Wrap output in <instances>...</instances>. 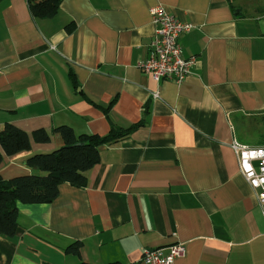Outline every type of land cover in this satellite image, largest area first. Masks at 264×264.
<instances>
[{"label":"crops","instance_id":"1","mask_svg":"<svg viewBox=\"0 0 264 264\" xmlns=\"http://www.w3.org/2000/svg\"><path fill=\"white\" fill-rule=\"evenodd\" d=\"M157 4L192 25L179 43L195 62L180 83L137 67ZM6 123L30 147L3 155V179L62 146L57 126L103 135L139 125L99 147L84 187L61 183L50 203H17L0 264H144V249L177 241L174 264H264V211L230 145H264V0H61L48 18L0 0V130ZM37 129L49 139L35 141ZM73 241L78 256L65 251Z\"/></svg>","mask_w":264,"mask_h":264},{"label":"trees","instance_id":"2","mask_svg":"<svg viewBox=\"0 0 264 264\" xmlns=\"http://www.w3.org/2000/svg\"><path fill=\"white\" fill-rule=\"evenodd\" d=\"M33 17L48 18L54 16L61 0H26ZM139 123L126 128L112 127L106 134H76L70 126L60 125L54 128L62 137L63 145L46 153H35L25 159L28 167H35L30 174L18 175L8 179L0 176V236L11 238L18 226L17 203H50L58 196V186L69 183L75 187H84L87 183V171L99 162V147L111 144L125 137ZM35 141L45 142L49 134L43 129L33 131ZM30 137L22 129L6 123L0 130V163L3 155H13L28 150ZM79 241L66 246L67 253L79 255ZM77 264H93L78 261ZM116 264V263H111Z\"/></svg>","mask_w":264,"mask_h":264},{"label":"built area","instance_id":"3","mask_svg":"<svg viewBox=\"0 0 264 264\" xmlns=\"http://www.w3.org/2000/svg\"><path fill=\"white\" fill-rule=\"evenodd\" d=\"M149 12L155 27L154 35L148 44L146 58L138 61L137 67L155 81L170 79L180 83L190 73L195 62L194 56L183 55L179 43V37L188 32L192 25L177 19L161 4L150 7ZM154 96L157 94L154 93ZM230 145L237 157L240 173L255 191L264 211V145L251 146L235 139ZM183 253L184 244L177 241L165 251L159 247L144 249L141 260L144 264H174V259Z\"/></svg>","mask_w":264,"mask_h":264},{"label":"rangeland","instance_id":"4","mask_svg":"<svg viewBox=\"0 0 264 264\" xmlns=\"http://www.w3.org/2000/svg\"><path fill=\"white\" fill-rule=\"evenodd\" d=\"M261 133L260 132H254L253 134H252V139L254 140L253 142H258V141H260L261 140Z\"/></svg>","mask_w":264,"mask_h":264},{"label":"water","instance_id":"5","mask_svg":"<svg viewBox=\"0 0 264 264\" xmlns=\"http://www.w3.org/2000/svg\"><path fill=\"white\" fill-rule=\"evenodd\" d=\"M33 169H35V167H33Z\"/></svg>","mask_w":264,"mask_h":264}]
</instances>
